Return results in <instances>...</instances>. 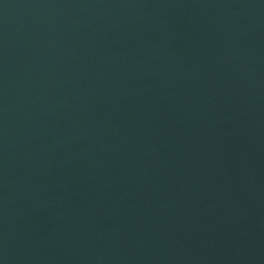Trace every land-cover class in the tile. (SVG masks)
<instances>
[{
	"label": "water",
	"instance_id": "95a60500",
	"mask_svg": "<svg viewBox=\"0 0 264 264\" xmlns=\"http://www.w3.org/2000/svg\"><path fill=\"white\" fill-rule=\"evenodd\" d=\"M0 264H264V0H0Z\"/></svg>",
	"mask_w": 264,
	"mask_h": 264
}]
</instances>
